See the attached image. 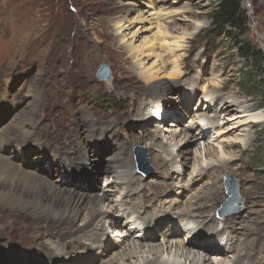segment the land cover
Listing matches in <instances>:
<instances>
[{"label":"rangeland","instance_id":"1","mask_svg":"<svg viewBox=\"0 0 264 264\" xmlns=\"http://www.w3.org/2000/svg\"><path fill=\"white\" fill-rule=\"evenodd\" d=\"M219 2L220 0H168L163 8L165 13L171 14L159 18L157 13L151 15L157 8L155 6L158 0H0V95L3 91L8 95L5 99L9 102L7 117L13 115L14 106L25 107L29 101L28 91L34 90L40 95L37 116L42 118L41 124L48 121V112L53 115L60 110L57 128L44 132L43 146L61 144L64 134L69 132L71 119L75 117L81 122L82 110H87L99 122H113L118 139L131 151L135 177L141 178L140 183L145 185L147 194L151 195L160 189V186L156 185L157 182L166 180L165 175L159 173L163 171L156 168L158 156L165 161L176 156L175 152L170 154L160 146L156 147L161 139L153 138L154 134L173 120L174 113L179 118L180 128L188 127L196 132L201 127V124H188L190 119L184 113L185 106L181 105L177 96L183 86L188 87L187 83L191 82L193 85L191 87L195 89L190 110L196 107L197 110L193 111L212 114L211 111L204 110V105L208 102L207 98L202 97V86L206 84V91L214 97L232 96L240 102L241 108L233 112L235 115L229 123L241 121L240 111L244 107L252 108L251 113L264 114V86L250 85L251 81L253 83L260 81L264 84V62L262 74L251 78L247 75L251 70L255 75L258 74L254 66H251L250 60L238 55V47L234 44L237 36L238 40L248 42L264 54V0H242V9L248 18L244 34L237 28L228 27V30H233L231 36L221 34L215 37L216 41H212L208 37L211 28L209 12ZM128 6L131 7L130 10L127 9ZM161 18L170 27L166 35L158 30L157 25ZM120 19H123L124 25L118 33L125 35L123 41H119L120 35L116 32L117 25L114 23ZM127 45L136 48L134 54L128 51L125 47ZM213 47L216 51L211 52ZM136 59L141 60L145 67L153 65L158 69L154 79L147 81L135 73ZM174 61L180 66L178 76L168 75V72L163 71L171 67ZM104 63L110 69L108 80L96 77L99 65ZM247 80L251 83L249 81L250 84L245 83ZM158 83L179 86L170 90L167 106L161 107L164 120L157 122V119L151 118L153 112L146 111L144 113L148 112V119L152 120L149 126L144 127L137 121L143 112V101L139 91ZM44 107L45 116L41 110ZM222 121L225 123V120ZM253 124L254 126L245 124L242 127L243 131L230 132L229 135L232 136L229 138L225 137L227 134L224 135V140L229 139L236 143L230 148L236 151L235 160L230 162L227 170L214 168L208 176L203 173L202 182L194 187L189 186L192 187L190 192L178 186L191 185L190 179L196 175L192 172L194 164L205 165L213 161L216 163V159H204L206 155L203 151L204 144H201L202 151L194 158L196 149L193 148L197 144L194 141L186 146L184 155L188 157L186 165L176 168L175 164L171 165L172 170L178 168L189 170L185 174L171 171L174 179L169 180L178 185L167 194L173 200L179 201L176 202L174 210L185 209L192 204L191 201L194 199L192 196L196 195L197 190L201 189L202 193L203 190L207 192L217 187L219 198L214 208L220 219L217 226L227 228L233 225L234 220L230 218L236 215L243 216L244 219L237 220V227H243L237 232V239L242 238V243L237 242L234 252H225L224 255L230 264H234L238 258H242V263L247 264L245 250L254 254L251 262L264 264V121ZM215 134L211 130L206 141L210 140V143L216 145ZM172 139L173 137L162 140L166 143L164 144L166 148L174 142ZM248 139L251 140L248 148L238 144V141L246 142ZM97 146L101 147L100 144ZM111 149L112 145L102 146L101 152L96 153V162L92 168L86 169L82 176L77 172L70 176L72 178L65 179V187L79 186L76 181H79L85 193L92 192L99 186L113 187V181L101 182L104 175L99 170L112 153ZM136 151L142 156L141 163L137 160ZM87 153L89 154L90 150ZM29 154L28 157L32 158L37 152L31 151ZM191 155L193 157L189 159ZM37 162L40 163V167L35 168L40 169L50 179L56 177L58 166L55 163H47L44 159ZM228 176L237 183L241 202H236V206L240 205V209L236 213L219 216L220 209H223L222 204L228 198L224 185ZM199 202L200 200L197 203ZM109 209V205L105 207L101 217V224L105 226H109L105 219ZM6 213L7 211H0V233L3 231L9 233L11 229L12 219L7 218ZM209 214H212V211ZM171 218H174V214ZM223 218H228V222ZM17 226L19 228L25 226L24 221L19 220ZM116 227L117 225H111L103 234V238L115 239L111 237L116 232L114 229ZM165 227L163 225L159 229L163 230ZM157 229L153 231L159 233L160 230ZM17 231L22 234L21 229ZM132 232L130 238H137L139 241L136 243H142L140 250H145L150 244L156 243L159 247L163 244L161 236L144 241V230L140 233L138 230ZM83 241L86 242L84 239ZM117 241L118 238L114 243H118ZM103 242V239L96 241L92 254L81 252L72 263L108 264L105 261L109 257L98 256V250L102 249L100 246ZM249 244L251 246H247ZM119 249L111 248L108 256ZM193 251H196L195 248ZM95 256L100 257L98 261L93 260ZM208 256L216 263L218 257L211 255V252ZM201 260L200 255L199 261ZM57 261L61 264L63 259L59 258ZM135 263L138 264L137 260H130L124 264Z\"/></svg>","mask_w":264,"mask_h":264},{"label":"bare ground","instance_id":"2","mask_svg":"<svg viewBox=\"0 0 264 264\" xmlns=\"http://www.w3.org/2000/svg\"><path fill=\"white\" fill-rule=\"evenodd\" d=\"M167 1L158 0L159 7L157 4L156 10L154 9L151 15L157 13L159 18L160 16L164 18L171 14L170 12L165 13L163 8ZM129 7L128 10L131 9ZM164 21L161 18L157 26L159 32L166 35L170 27ZM114 23L117 25L116 32L118 33L123 28V19L116 20ZM118 35H120L119 41H123L125 35L121 33ZM125 47L130 53H135L136 48L132 45ZM134 71L142 79L150 81L155 78L158 69H155L153 65L145 67L141 60L136 59ZM163 71L168 72V75L178 76L180 66L174 61L171 67L163 69ZM187 84L188 87L193 86L191 82ZM178 86V84L158 83L148 86L147 89H140L143 112L138 116V123L144 127L149 126L152 120L148 119L150 111H155L151 117L154 120L157 117H162L160 114L163 113V108L161 107L167 106L170 90ZM188 87L183 86L177 96L180 98L181 105L185 106L184 113L190 119L188 124H201V127L196 132L188 127L180 128L179 118L174 113L173 120L154 134L153 138L161 139L160 144H156V147L160 146L170 154L175 152L176 156H172L168 161L162 160L158 156L159 163L157 160L156 168L163 171H159V173L162 176L165 175L164 179L167 181L157 182L156 185L160 186V189L151 195L147 194L145 185L140 183L141 178L135 177L131 151L127 150L122 140L118 139L113 122H99L87 110H82L81 122L75 117L71 119L69 132L64 134L62 143L56 146L55 143H52L53 146L46 147L48 144L46 146L42 144L44 132L57 128L60 110L53 115L48 112V121L41 124L42 118L37 116L40 95L34 90H29L27 95L29 101L26 106H14L13 115L7 117L9 102H6L5 99L8 95L6 91L1 92L0 211H7L6 217L12 219V224L9 233L4 231L0 233V264H60L57 261L59 258L63 259L61 264H73L72 262L81 252L92 254L94 244L100 239H103L104 242L100 246L102 249L98 250V256L109 257L105 261L108 264H124L130 260H137L138 264H230L227 263L224 255L225 252H234L237 242L242 243V238L237 239V232L243 227H237V220L241 221L244 219L243 216L236 215V217L230 218L234 220L233 225L227 228L217 226V222H220L217 217L218 212H214L215 203L219 198L217 187L207 192L203 190L202 193L201 189L197 190L196 195L192 196L194 198L191 201L192 204L185 209L174 210L176 202L179 201L173 200L167 194L178 185H174L169 179H174V172L185 174L189 170L185 171L181 168L172 170L171 165L175 164V168L186 165V159H188L184 156L186 146L194 141L197 142L193 148V150L196 149L194 158L198 152L202 151L201 144H204L203 151L206 154L204 159H216V163L213 161L207 162L205 165L194 164L192 172L196 175L190 179L191 185L181 184L178 186L186 192H190L192 187L189 186L194 187L202 182L203 173L208 176L214 168L227 170L230 162L235 160L236 151L230 150V148L236 143L229 139L224 140V135L227 134L225 137L229 138L232 136L229 135L230 132L243 131L242 127L245 124L254 126L253 123L264 121V114L261 112L251 113L252 108L244 107L240 111L241 121L229 123L232 116L235 115L233 112L241 108L240 102L232 96L214 97L206 91V84L202 86V97L207 98L208 102L204 105V110L207 109L212 114H201L193 111V109L197 110L196 107L190 110L195 89L194 87L188 89ZM41 110L42 115L45 116V107ZM146 111L149 113H144ZM42 115L41 117H43ZM222 120H225V123ZM191 126L189 127L191 128ZM211 130L216 133L214 135L216 145L210 143V140L206 141ZM167 135L170 136L167 137ZM170 137H173L174 142L166 148L164 145L166 143L162 140L170 139ZM235 138L241 140V138ZM242 142L238 141V144L244 145L243 148H248L251 140L248 139L246 142L242 140ZM98 144L101 145L100 148L97 146ZM108 145H112V153L107 158L105 157L106 161L99 170L104 175L101 182L111 181L112 183L113 181V187L99 186L98 189L89 193L82 191L83 188L80 187L79 181H76L79 186H75V188L74 186L65 187V179L72 178L70 176L77 172L82 176L86 169L92 168L91 166L95 164L96 156L101 152L102 146ZM88 150H90L89 154ZM31 151H36L37 154L29 158ZM192 157V155L189 156V159ZM39 159H44L47 163L53 162L58 166L54 179H50L40 169L35 168L40 167V163L37 162ZM197 167L200 168L197 169ZM200 188H204V186H200ZM199 200L200 202L197 203ZM110 202L111 204H108ZM108 205L110 209L105 215V219L109 222V226H105L101 224V217L104 208ZM211 211L212 214H209ZM173 214L174 218H171ZM21 219L25 226L19 228L17 223ZM227 219L223 218L228 222ZM111 225H117L114 228L116 229V232L113 233L114 237H111L115 239L103 238V234ZM163 225L166 227L160 230L159 228ZM156 228L160 230L159 233L153 231ZM18 229L22 230V234L18 233ZM133 230H138L139 233L144 230V241H151L161 236L162 246L159 247L156 243L147 244L145 250H140L142 243H136L139 241L137 238H130ZM97 231H101V233ZM117 238L119 241L115 244ZM247 246H251V244ZM114 247L120 249L108 256L109 250ZM194 248L196 251H193ZM245 251L247 264H257L253 263L254 261L251 262L254 254L249 250ZM210 252L211 255L218 257L216 263L208 256ZM200 255L202 256L201 262L199 261ZM100 257L95 256L93 260L98 261ZM242 262V258H238L234 264H243Z\"/></svg>","mask_w":264,"mask_h":264},{"label":"trees","instance_id":"3","mask_svg":"<svg viewBox=\"0 0 264 264\" xmlns=\"http://www.w3.org/2000/svg\"><path fill=\"white\" fill-rule=\"evenodd\" d=\"M209 16L211 19L209 29V38L212 41H216L215 37L221 34H225V36L229 37L233 33V30H228V27L237 28L241 33H245L247 29L248 18L242 9V0H220V2L213 6L211 11L209 12ZM235 45L238 47V55L241 58L248 59L251 61V66H254L256 73L255 75L253 71L247 73L251 78H255V76H260L263 72V62H264V54L260 51V49L255 48L248 42H241V40L235 38ZM211 52L216 51V48L213 47L210 50ZM249 77V78H250ZM247 80L250 85H258L263 87L264 84L262 82H254ZM262 81V80H261Z\"/></svg>","mask_w":264,"mask_h":264},{"label":"water","instance_id":"4","mask_svg":"<svg viewBox=\"0 0 264 264\" xmlns=\"http://www.w3.org/2000/svg\"><path fill=\"white\" fill-rule=\"evenodd\" d=\"M96 77L100 80H108L110 77V69L107 64H100L97 72ZM136 157L139 163H141L142 156L138 151H136ZM230 176L224 181L225 190L228 195L227 200L222 204L223 209L219 211V216H225L227 214L236 213L240 209V205L236 206V202H241L237 183L234 180H231Z\"/></svg>","mask_w":264,"mask_h":264}]
</instances>
